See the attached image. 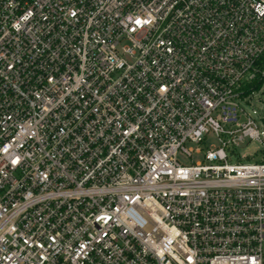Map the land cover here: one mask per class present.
<instances>
[{"label":"built area","instance_id":"2783aa9c","mask_svg":"<svg viewBox=\"0 0 264 264\" xmlns=\"http://www.w3.org/2000/svg\"><path fill=\"white\" fill-rule=\"evenodd\" d=\"M262 88L264 0H0V264H264Z\"/></svg>","mask_w":264,"mask_h":264},{"label":"rangeland","instance_id":"374dc122","mask_svg":"<svg viewBox=\"0 0 264 264\" xmlns=\"http://www.w3.org/2000/svg\"><path fill=\"white\" fill-rule=\"evenodd\" d=\"M250 106L248 107L249 111L255 110L256 113L253 114L256 118L259 116L264 117V88L261 90L256 91L251 100H250ZM215 143L214 140L208 141V144ZM262 150V145L258 141L251 140L248 142V144L244 145L239 149V152L241 156L247 157L242 158L241 161L249 162V161H255V159L259 158L260 151ZM196 158H199L200 156H195ZM184 163H188V161H183Z\"/></svg>","mask_w":264,"mask_h":264}]
</instances>
